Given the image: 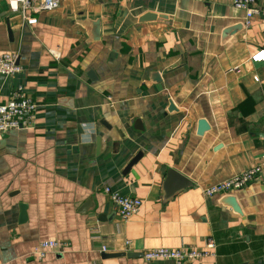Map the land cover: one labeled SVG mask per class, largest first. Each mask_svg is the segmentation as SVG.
I'll return each mask as SVG.
<instances>
[{
    "label": "crops",
    "instance_id": "1",
    "mask_svg": "<svg viewBox=\"0 0 264 264\" xmlns=\"http://www.w3.org/2000/svg\"><path fill=\"white\" fill-rule=\"evenodd\" d=\"M245 20L233 0H61L30 19L0 0V57L23 68L0 104L22 87L37 105L0 137V264H173L143 252L208 238L191 264H264V20ZM256 165L262 180L204 194ZM107 187L142 208L121 221ZM49 239L68 245L39 261Z\"/></svg>",
    "mask_w": 264,
    "mask_h": 264
},
{
    "label": "built area",
    "instance_id": "2",
    "mask_svg": "<svg viewBox=\"0 0 264 264\" xmlns=\"http://www.w3.org/2000/svg\"><path fill=\"white\" fill-rule=\"evenodd\" d=\"M258 1L233 0L234 8L245 11L246 27L251 25L254 18L259 17L264 20V9L259 7ZM8 4L11 13L21 14L24 18L30 19L31 14L58 9L61 0H8ZM252 60L258 63L264 62V51L257 52ZM22 72L23 68L19 64V57L16 54L6 53L0 57V76L12 78ZM254 80L258 81V77H254ZM36 110L37 105L33 98L22 87H18L12 92L10 99L5 104H0V137L13 130L21 129L25 125L31 126L34 122ZM261 172L262 167L260 165L253 166L223 182L205 187L203 192L207 197H214L243 190L251 183L262 180ZM105 192L116 205L121 221H126L136 215L143 206V200L139 198L122 195L109 187L105 189ZM67 245V243L55 239L45 240L39 243L33 255L36 259L42 261L49 253ZM215 248L216 242L214 239L208 238L204 248L151 249L143 252V259L147 262L165 260L171 261L173 264H191L193 261L211 256L212 250ZM101 250L107 252V246H102Z\"/></svg>",
    "mask_w": 264,
    "mask_h": 264
},
{
    "label": "water",
    "instance_id": "3",
    "mask_svg": "<svg viewBox=\"0 0 264 264\" xmlns=\"http://www.w3.org/2000/svg\"><path fill=\"white\" fill-rule=\"evenodd\" d=\"M227 33H230V30L229 29L226 31V34ZM90 75L92 76L93 73L91 72ZM208 129H209V125H208L207 121L206 120H200L199 121V130H198L199 133H204ZM172 179H173L174 182L177 183V186H179V187L180 186L181 187H185L186 185H188L186 183L185 179L181 175H179L178 173H173L172 174ZM122 255H124V254H122ZM108 256H109V258H114V257H120L121 255H108Z\"/></svg>",
    "mask_w": 264,
    "mask_h": 264
}]
</instances>
